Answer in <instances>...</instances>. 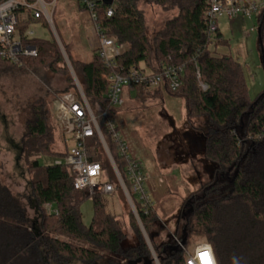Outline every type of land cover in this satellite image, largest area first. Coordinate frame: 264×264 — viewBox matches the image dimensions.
Masks as SVG:
<instances>
[{
  "label": "trees",
  "instance_id": "obj_1",
  "mask_svg": "<svg viewBox=\"0 0 264 264\" xmlns=\"http://www.w3.org/2000/svg\"><path fill=\"white\" fill-rule=\"evenodd\" d=\"M207 1L114 0L111 17L106 15L107 5L99 7L101 27L123 47L118 59L120 65L138 66L152 72H158L161 63L183 66L182 84L177 91L167 86H139L135 90L136 98L167 93L183 101L189 119L204 116L208 122L202 133L203 157L215 163V170L211 178L183 198L180 219L171 240H156L155 233L159 231L155 207L148 212L142 211L139 205L136 208L160 264H185L186 246L193 236L203 237L211 245L218 264H232L233 257L239 264H264V90L252 100L243 64L231 55L211 53L205 20ZM140 3L159 5L165 11L176 10L177 14L150 40ZM31 21L21 23L22 34ZM38 21L49 26L43 18ZM259 22L264 67V20ZM24 42L36 46L37 56L23 58L21 66L0 57V67L13 65L35 70L49 67L56 71L64 64L56 40L35 37ZM215 44H228L219 30ZM68 46L65 44L73 68L79 69L84 77L83 92L124 175L128 160L121 155L102 117L103 111H108L112 118L118 112L109 106L106 98L112 70L96 54L90 62L74 60ZM70 91L78 92V89L73 86L58 96ZM47 116L42 108L36 109L22 140L25 161L32 159L30 168L38 170L31 182V199L40 214L39 228L30 225L25 206L0 181V264H71L73 261L100 264L105 254L110 255L109 264H155L140 230H137L139 243L123 247L125 234L119 221L106 212L102 195L90 196L85 190L75 189L69 166L40 163L39 157L52 152L53 134ZM85 146L89 158L108 170L98 135L88 139ZM68 152L67 146L60 157ZM115 185L121 191L117 182ZM88 197L93 198L94 213L91 223L85 225L80 208ZM46 205L53 206L57 213H47ZM54 234L71 236L77 242L63 241Z\"/></svg>",
  "mask_w": 264,
  "mask_h": 264
},
{
  "label": "rangeland",
  "instance_id": "obj_2",
  "mask_svg": "<svg viewBox=\"0 0 264 264\" xmlns=\"http://www.w3.org/2000/svg\"><path fill=\"white\" fill-rule=\"evenodd\" d=\"M256 3L262 4L263 0H256ZM80 5L79 0H57L49 26H42L41 22L35 20L29 24L28 28L35 32L36 38L56 40L64 58V64H60L56 71L49 67L36 70L13 65L0 67V181L25 206L30 225L37 229L40 214L31 199V182L38 170L30 168L32 159L25 161L22 140L36 109L42 108L49 115L47 124L53 134V143L51 154L39 157L40 163L48 164L62 159L60 156H63L67 146L71 148L74 145L71 136L66 135L65 129L57 121L56 105L59 93L73 86L77 89L80 86L82 90L86 86L81 71L73 68L65 44L69 45L74 60L90 62L95 54L93 47L97 37L93 22L89 11ZM139 8L144 11L150 40L168 19L177 14L176 10L165 11L155 4L140 3ZM258 12H254L251 19L240 17L231 22L222 18L218 21L228 41L227 45L220 46L243 64L252 100L264 90L263 58L256 25ZM250 29L255 31L249 32ZM124 97L125 104L118 108L116 124L131 154L138 159L147 176L146 188L157 211L159 232L155 233L156 240L168 242L180 219L183 198L211 178L215 170V163L203 157L202 133L207 128V117L189 119L183 101L167 93L136 98V91L128 90ZM103 151L102 158L108 166L105 175L116 180L104 147ZM101 200L106 212L119 221L125 234L123 247L137 245V230H140L153 257L157 258V261L154 258L155 264H160L149 235L143 232L144 226L131 209L123 191L117 189L112 195H102ZM80 210L82 222L89 225L94 213L93 198H86ZM45 211L50 213L48 205ZM54 235L63 241L77 242L71 236ZM202 242H205L203 237L193 236L186 250L191 251ZM109 257L105 254L100 264H109ZM71 264L82 263L73 261Z\"/></svg>",
  "mask_w": 264,
  "mask_h": 264
},
{
  "label": "built area",
  "instance_id": "obj_3",
  "mask_svg": "<svg viewBox=\"0 0 264 264\" xmlns=\"http://www.w3.org/2000/svg\"><path fill=\"white\" fill-rule=\"evenodd\" d=\"M56 1H0L1 58L21 66L23 58L37 56L36 46L24 42V39L35 38V32L27 28L22 34L21 23L29 19L38 21L43 18L48 24H51ZM79 2L84 9L89 11L93 22L94 33L97 37L95 54L107 68L112 70L108 76L109 85L106 93L111 108L118 109L123 106L125 92L136 90L139 86L147 88L167 86L173 92L181 87L183 66L176 67L161 63L159 71L152 72L138 66L120 65L118 59L123 53V47L118 45L113 38L107 36L99 23V7L103 4L102 0H79ZM254 12H258L257 23L260 24L259 21L264 20V0L262 4H257L256 0H208L205 11L206 27L211 41L208 48L215 51L216 35L219 30L218 21L221 18H226L231 22L240 17L251 19ZM113 13L114 3L106 9L108 17H111ZM56 106L57 121L65 129L66 135L71 136L74 145L69 148L65 157L55 163L65 164L71 168L74 175V188L85 190L90 196L112 195L117 190L115 183L106 177L102 164L88 156L86 142L94 135H98L111 160L116 181L136 216H139L136 205H139L144 212H148L151 207H154L146 188L147 176L138 159L131 154L128 143L121 136L116 124V117L112 118L108 111L102 112L106 128L117 142L121 155H124L128 160L124 175L119 171L111 155L94 111L82 88L78 86V92L70 91L60 95L57 98ZM48 206L50 213H57V210L51 205ZM176 240L184 248L183 244L178 239ZM185 251V264H207L202 255L204 252L210 253L212 264H218L213 249L207 242L198 243L193 250Z\"/></svg>",
  "mask_w": 264,
  "mask_h": 264
},
{
  "label": "crops",
  "instance_id": "obj_4",
  "mask_svg": "<svg viewBox=\"0 0 264 264\" xmlns=\"http://www.w3.org/2000/svg\"><path fill=\"white\" fill-rule=\"evenodd\" d=\"M222 19V18H221ZM242 19H244L243 17H242ZM258 22V21H257ZM257 25V29L259 30V24L257 23L256 24ZM219 31L221 32V30H220V27H219ZM255 31V29H250L249 30V32H254ZM222 33V32H221ZM223 34V33H222ZM224 36V35H223ZM96 45H97V43H96ZM96 45L93 47V51H94V49H95V47H96ZM95 52V51H94ZM215 52L216 53H218V54H224V55H228L227 54V50L225 49V48H222L220 45H216V47H215ZM218 54H215V55H218ZM218 56H220V55H218ZM133 155V154H132ZM133 157H135L134 155H133ZM136 158V157H135ZM137 159V158H136ZM53 207V206H52ZM54 208V207H53Z\"/></svg>",
  "mask_w": 264,
  "mask_h": 264
},
{
  "label": "water",
  "instance_id": "obj_5",
  "mask_svg": "<svg viewBox=\"0 0 264 264\" xmlns=\"http://www.w3.org/2000/svg\"><path fill=\"white\" fill-rule=\"evenodd\" d=\"M102 2H103V4H105V5H112L113 3H114V0H102ZM60 46H61V44H60ZM62 48V47H61ZM63 50V49H62ZM70 65V64H69ZM81 88V87H80ZM138 219H139V221H140V218H139V216H136ZM141 222V221H140ZM143 232L145 233V230H143ZM146 234V233H145ZM155 258V260L157 261V258L156 257H154Z\"/></svg>",
  "mask_w": 264,
  "mask_h": 264
},
{
  "label": "snow or ice",
  "instance_id": "obj_6",
  "mask_svg": "<svg viewBox=\"0 0 264 264\" xmlns=\"http://www.w3.org/2000/svg\"><path fill=\"white\" fill-rule=\"evenodd\" d=\"M202 255L205 258V260L207 261V264H212L211 257H210V253L204 252Z\"/></svg>",
  "mask_w": 264,
  "mask_h": 264
},
{
  "label": "clouds",
  "instance_id": "obj_7",
  "mask_svg": "<svg viewBox=\"0 0 264 264\" xmlns=\"http://www.w3.org/2000/svg\"><path fill=\"white\" fill-rule=\"evenodd\" d=\"M232 264H239L237 258L233 257Z\"/></svg>",
  "mask_w": 264,
  "mask_h": 264
}]
</instances>
